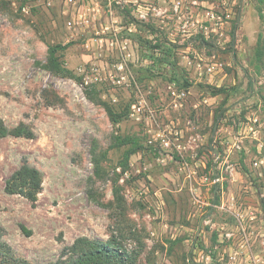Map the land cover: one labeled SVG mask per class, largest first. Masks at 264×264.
<instances>
[{
  "label": "rangeland",
  "instance_id": "1",
  "mask_svg": "<svg viewBox=\"0 0 264 264\" xmlns=\"http://www.w3.org/2000/svg\"><path fill=\"white\" fill-rule=\"evenodd\" d=\"M149 26L178 46L176 77L127 37ZM59 44L74 77L47 68ZM0 116L34 132L0 138L15 255L45 264L78 236H113L137 264H264V0H0ZM22 162L43 177L33 204L3 189Z\"/></svg>",
  "mask_w": 264,
  "mask_h": 264
},
{
  "label": "trees",
  "instance_id": "2",
  "mask_svg": "<svg viewBox=\"0 0 264 264\" xmlns=\"http://www.w3.org/2000/svg\"><path fill=\"white\" fill-rule=\"evenodd\" d=\"M153 26L149 29L154 34V38L149 39L139 33H129L128 38L134 40L141 48L148 51L146 58H148L150 66L148 71L156 70V74H164L168 70L171 76L179 75L177 69L179 68L176 49L178 46L166 34L158 36ZM65 45H56L49 48L48 55V70L58 76L74 77L72 72L62 65L59 56L56 55L58 49H64ZM190 83L187 79L182 82L183 87H188ZM225 91L223 87H213L210 92L212 95L219 94ZM89 99L101 103L113 123H118L124 115L116 112L113 107L101 98L91 95L88 91L85 92ZM221 114H218L220 116ZM12 137H25L33 138L34 132L31 126L23 121L18 122L14 126H9L5 120L0 116V138ZM117 145L129 143L128 139H121L117 137ZM137 146L129 147L124 152V162L132 153L137 150ZM99 161L94 158V174L97 177H103ZM126 167V165H125ZM43 177L40 170L22 162L19 167L13 170L5 179L3 189L8 194H17L26 198L32 204L37 200V194L41 190ZM90 197L95 199L93 191H89ZM115 199L118 200L119 194L117 190L113 192ZM121 203V201L119 200ZM21 229L26 230L21 226ZM30 232L27 231V234ZM3 228L0 224V264H36L28 261L27 259L14 254L12 248L2 239ZM138 251L135 249H127L123 247L119 241L113 236L108 240L100 237L78 236L72 243L65 246L58 258L54 261L45 264H137Z\"/></svg>",
  "mask_w": 264,
  "mask_h": 264
},
{
  "label": "built area",
  "instance_id": "3",
  "mask_svg": "<svg viewBox=\"0 0 264 264\" xmlns=\"http://www.w3.org/2000/svg\"><path fill=\"white\" fill-rule=\"evenodd\" d=\"M66 2H71V1H73V0H65ZM115 2H119L120 0H114ZM22 10L23 11H25V12H27V8L26 7H23L22 8ZM135 16H137V17H142V18H145V17H147L148 16V14H147V12H138V14H134ZM185 94V92L182 90L180 93H179V96L180 95H184ZM164 143V145H167L168 144V142H166V141H164L163 142ZM258 164V162L257 161H254V165H257Z\"/></svg>",
  "mask_w": 264,
  "mask_h": 264
},
{
  "label": "water",
  "instance_id": "4",
  "mask_svg": "<svg viewBox=\"0 0 264 264\" xmlns=\"http://www.w3.org/2000/svg\"><path fill=\"white\" fill-rule=\"evenodd\" d=\"M201 221H202V219L200 220V223H201ZM200 223H199V226H198V231H199V229H200Z\"/></svg>",
  "mask_w": 264,
  "mask_h": 264
},
{
  "label": "flooded vegetation",
  "instance_id": "5",
  "mask_svg": "<svg viewBox=\"0 0 264 264\" xmlns=\"http://www.w3.org/2000/svg\"><path fill=\"white\" fill-rule=\"evenodd\" d=\"M198 233V232H197ZM197 236V234L195 235V237Z\"/></svg>",
  "mask_w": 264,
  "mask_h": 264
},
{
  "label": "crops",
  "instance_id": "6",
  "mask_svg": "<svg viewBox=\"0 0 264 264\" xmlns=\"http://www.w3.org/2000/svg\"><path fill=\"white\" fill-rule=\"evenodd\" d=\"M61 1V0H60Z\"/></svg>",
  "mask_w": 264,
  "mask_h": 264
}]
</instances>
